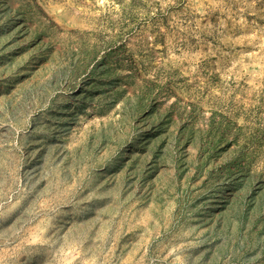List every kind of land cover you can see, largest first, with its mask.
Returning <instances> with one entry per match:
<instances>
[{"label":"rangeland","instance_id":"obj_1","mask_svg":"<svg viewBox=\"0 0 264 264\" xmlns=\"http://www.w3.org/2000/svg\"><path fill=\"white\" fill-rule=\"evenodd\" d=\"M0 264H264V0H0Z\"/></svg>","mask_w":264,"mask_h":264}]
</instances>
